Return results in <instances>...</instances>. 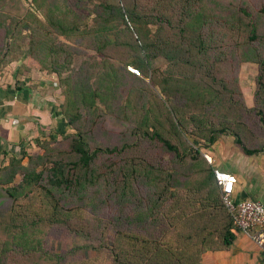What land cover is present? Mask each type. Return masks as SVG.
<instances>
[{"label": "rangeland", "instance_id": "obj_1", "mask_svg": "<svg viewBox=\"0 0 264 264\" xmlns=\"http://www.w3.org/2000/svg\"><path fill=\"white\" fill-rule=\"evenodd\" d=\"M133 1L137 10L144 14L143 19L147 24L143 28L147 30L150 40L155 42L157 54L161 53L163 44L169 46H166L165 55L172 57L177 44L188 47L191 52L189 57L186 56L188 62H197L192 63L194 67L192 65L188 73L178 72L173 63L159 55L152 59L147 72L142 70L141 77L133 78L130 68L139 67L126 65L135 59L128 56L135 54L124 51V45L119 51L111 52L110 66L105 68L102 59L89 48L88 37L76 34L72 29L76 27L80 32L93 29L101 23V17L107 18V15L104 17L100 13L99 6H115L119 4L118 0H0V69H9L20 62L23 68L29 64L39 70L42 68L39 58L45 60L44 67L49 68L58 67L57 62H64L63 67H59L64 88L68 87V77L75 76L81 67L95 74L113 65L112 69H120L122 75L121 81L111 79L112 84L103 88L100 93L102 104L97 103L94 115L81 110L78 104L75 106L68 90L61 89L55 80L58 94L54 97V104H57L55 108L59 123L54 121V128L50 127L47 133L39 136V140L48 139L57 151L67 153L70 137L75 130L66 122L69 116L77 113L79 117L75 126L86 133L91 150L112 146L120 148L122 145L128 147L119 155H100L97 166L114 167L113 171L120 166L129 169L132 164L137 167L154 164L167 174L182 172L188 187H179L176 193L183 201L189 198L198 202L200 192L195 188L201 175L196 173L207 166L219 167V162L223 161L238 163L246 174L250 171L247 174L250 182H264V153L248 158L230 133L220 134L214 143H210L206 138V129L200 131L198 128V120L205 116L213 117V122H222L226 118L238 124L235 129L239 131L245 146L264 148V127L255 112L258 108L264 111V103L255 96L260 71L258 62L264 53V0H121L120 3L125 9H131ZM242 9L247 10L253 16L251 19L255 18L258 24V39L253 43L255 52L247 49L249 44L243 23L249 18L244 17ZM157 16L163 19V25L156 23ZM126 19V26L130 29L135 27L129 17ZM238 19L242 20L237 27ZM59 22L66 28L65 35L55 31V25ZM109 24L123 28L121 23L112 19ZM33 28L39 29V37L33 35ZM198 34L205 47L204 56L197 51ZM119 39L124 44L123 33L119 34ZM38 42L42 44L39 48L36 47ZM223 52L229 53L227 58L219 55ZM172 57L168 58L172 60ZM222 58L226 59L225 63H221ZM214 63L218 68L214 67L212 73L216 74L218 80H224L230 89L222 91L223 94H218L221 90L217 91L211 84L209 88L212 92L200 90L199 83L204 85L209 81L206 72ZM94 79L95 75L91 81L94 82ZM180 79L184 83L178 82ZM209 88L205 86L204 89ZM227 97L233 100L229 101ZM144 118L149 122L146 126L149 131L143 134ZM180 120L182 125L178 127V134L175 135V131L169 134L166 130H169L171 122L177 124ZM157 122L162 123L161 133L175 147L176 153L168 151L162 143L151 138V131ZM28 151L36 153L37 143L34 142ZM189 155H193L195 161H191ZM205 155L211 157L212 164L207 162ZM191 162L194 163L192 168ZM20 180L21 176H17L15 183ZM93 189H90L83 205L69 218L68 222L75 230L60 224L44 227L35 223L32 215H28L30 218L25 221L24 216L16 219L18 216L10 211L13 204L8 200L0 201V264H26L27 259L28 264H32L33 252L65 255V260L59 264H113L107 248L114 245L116 228L111 221H117V217L113 210L109 209L108 214L103 207L95 208ZM137 189L141 198L147 196L151 188L141 182ZM100 193L101 197H105ZM137 200L138 207L129 205L123 216L138 215L146 199H143V205L142 201ZM111 202L114 205V201ZM27 204L26 199L19 200L17 212L22 211L21 207L28 208ZM62 206L66 208L71 204L64 202ZM76 227L79 231H76ZM140 230L142 228L138 227L125 232ZM124 246L126 250L131 249V245Z\"/></svg>", "mask_w": 264, "mask_h": 264}, {"label": "trees", "instance_id": "obj_2", "mask_svg": "<svg viewBox=\"0 0 264 264\" xmlns=\"http://www.w3.org/2000/svg\"><path fill=\"white\" fill-rule=\"evenodd\" d=\"M120 2L121 0H118L119 4L115 6L101 4L99 6L100 13L104 17L107 15V18L100 16L101 23H98L93 29L87 30V32H80L76 27L72 29L76 34L80 33L82 36L88 37L90 41L89 48L95 53L96 57L102 59L105 68L110 66L109 56L111 52L119 51L123 45L124 51L129 54H135L134 56L128 54V57H134L135 59L126 63V65H136L144 72L150 69L152 59L159 55L164 56L173 63L174 68L180 73H188L191 66L193 65L194 67L192 63L197 62H188L191 52L187 46L184 48L182 45L177 44L172 57L165 55V51L169 46L163 44L160 48L161 53L157 54L155 42L150 40L147 36V30L143 28L147 24V22H144L143 12L137 10L134 1L130 5L131 9L129 7L125 9ZM241 13L244 14L245 18H249L247 22L243 23L247 32L246 42L247 45L249 44L247 49L251 51L253 49V52H255L253 43L258 39L257 21L255 18L251 19L253 16L251 17L247 10L242 9ZM126 17H129L134 22L135 27L130 29L129 26H126ZM111 19L121 23L123 28H115L109 24ZM241 20L238 19L237 27ZM155 21L160 26L164 23L163 19L158 16L155 17ZM32 30L33 35L36 36L40 32L37 28ZM55 31L57 34L65 35L66 28L61 26L59 22L58 25H55ZM120 33H123L125 37L124 44L119 39ZM198 37L197 51H200V54L203 55L205 47L203 41L200 40V34H198ZM41 45L38 42L36 47L39 48ZM219 55L227 58L229 53L223 52ZM168 57L173 59L170 60ZM38 61L42 64V68L40 67L39 71L47 70L48 75L55 77L56 81L59 82L60 88H64L62 86L65 83L61 78L59 69V67H63L64 62H57L58 67L49 68L44 67L45 60L39 58ZM222 62L225 63L226 59L222 58ZM258 64L260 71L257 78L258 85L255 96L260 98L258 99L260 102L264 103V53ZM112 66L104 72H95V74L86 67H81L80 71L75 73V76H69L67 79L68 87L64 89L65 91L68 90V94L74 98L71 99V102L75 106L78 104L81 110L91 112L94 115L97 103L102 104L100 93L103 88L112 84L110 82L111 79L114 81H121L122 79L120 69H112ZM216 66L214 63L206 72L209 81H206L204 85L201 82L199 83L201 91L210 90L212 92L213 90L209 86H213L217 91L220 89L221 91L217 92L218 94H223V92L230 90L224 80H218L216 74L212 73ZM94 75L95 79L92 82L91 79ZM130 75L133 78H138L132 74ZM178 82L184 83L181 79ZM207 82H209L208 85ZM205 86L209 89H204ZM162 93L167 95L163 90ZM230 96L234 97L232 93ZM227 99L229 101L233 100V98L228 97ZM240 107L243 108V105H240ZM255 112L264 127L263 109L258 108ZM64 116L62 118L65 120ZM78 117L79 114L76 113L69 116L66 122L75 130V133L70 137V149L67 153L57 151L54 144L49 143L48 139H44V141L38 139L36 140L38 147L36 153L29 154L26 152L20 158L13 156L8 160L7 164L0 167V201L8 200L13 204V208L10 211L13 213L12 215L18 216L15 217L16 219L24 216L23 221H25L26 218H30L28 215H32L31 219H35V223L44 225V227L60 224L69 230H75L74 226H71L68 222L69 218L75 213V210L83 205L82 202L88 197L90 189L94 188L92 192L95 208L103 207L107 212L109 209L113 210L115 217H117V221L113 219L111 221V224H115L116 228L114 245L107 248L113 264H202L204 253L226 250L233 244L236 230L232 224L229 212L222 203L221 192L213 174L214 167L207 166L201 172L198 171L196 173L201 175L195 188L196 191L200 192L198 202L189 198L183 201L176 193L179 187H188V182H184L185 176H182V172L172 171L167 174L154 164H146L141 167L132 164L129 169L125 166H120L113 171L114 167L97 166V159L100 155H119L128 147L122 145L120 148L112 146V148L98 147L91 150L86 133L75 126ZM212 118L205 116L198 120L200 121L198 124L200 131L206 129L208 142L214 143L220 134L228 132L235 137L236 144L242 147V151L247 156L264 153V148L255 149L245 146L240 138L239 131L235 129V126H238L236 122L232 123L226 118L222 122L219 120L213 122ZM148 125L149 122L144 118L143 128L146 129ZM181 125L182 120L177 122V124L171 122L169 130L166 131L169 134L175 131L176 135L178 134V127H181ZM162 128V123L157 122L151 131V138H155L159 143H162L168 151L176 153L175 147L170 145L167 138L162 135ZM145 129L143 134L149 131ZM197 152L198 150L196 154ZM189 157L191 161H195L193 155H189ZM193 166L194 163L191 162V168ZM17 176H21V180L15 183ZM141 182L146 183L151 189L147 196L140 198L138 197L137 186ZM100 192L105 197H101ZM21 199H26L28 208L21 207L22 211L17 212L16 204ZM98 199H101L100 202ZM137 199H139V202L142 201V205L143 199H146L144 208L138 209L140 212H138L137 216H123L122 213L125 212L129 205L138 207ZM111 200L114 201V205H112ZM64 202L71 204V206L64 208L62 206ZM23 210H25L26 216ZM108 214L110 213L108 212ZM138 227L142 228V230L131 233L125 232V230L131 231L133 228L136 229ZM76 231H79V228L76 227ZM124 244L131 245V249L126 250ZM33 253L32 264H59L66 258L65 255L45 252L41 254ZM25 263H29L28 259Z\"/></svg>", "mask_w": 264, "mask_h": 264}, {"label": "crops", "instance_id": "obj_3", "mask_svg": "<svg viewBox=\"0 0 264 264\" xmlns=\"http://www.w3.org/2000/svg\"><path fill=\"white\" fill-rule=\"evenodd\" d=\"M24 66L18 62L9 69H0V167L13 156L30 154L28 150L39 136L54 128V121L59 123L57 104H54L58 94L55 77L29 64ZM218 166L236 178V199L264 201V182H250L247 179L250 171L246 174L236 162L223 161ZM202 264H264V251L236 231L229 248L204 253Z\"/></svg>", "mask_w": 264, "mask_h": 264}, {"label": "built area", "instance_id": "obj_4", "mask_svg": "<svg viewBox=\"0 0 264 264\" xmlns=\"http://www.w3.org/2000/svg\"><path fill=\"white\" fill-rule=\"evenodd\" d=\"M130 72L133 76L141 77L139 68H130ZM205 159L212 164L210 156L205 155ZM213 174L221 192L222 203L231 216L235 230L264 251V201L236 199L234 197L236 178L217 167L213 168Z\"/></svg>", "mask_w": 264, "mask_h": 264}]
</instances>
